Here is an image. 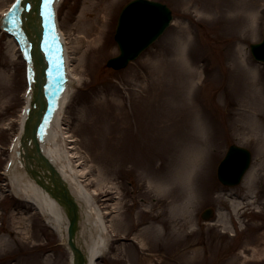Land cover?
I'll return each instance as SVG.
<instances>
[{"label":"rangeland","instance_id":"374dc122","mask_svg":"<svg viewBox=\"0 0 264 264\" xmlns=\"http://www.w3.org/2000/svg\"><path fill=\"white\" fill-rule=\"evenodd\" d=\"M8 1L0 0V9ZM75 1L63 0L59 7L61 27L71 46L75 45ZM102 1H92L96 9L87 13L90 22L101 14ZM128 1L108 0L109 19L85 70L72 64L79 83L63 117L64 124H71L69 129L75 131L78 157L86 165L77 181L94 195L106 214L109 249L97 264H264V212L262 217L249 214L239 219L242 230L234 240L221 233L234 232L233 211L228 203L252 201L251 207L258 210L264 202V119H258L259 128L251 130L248 115L243 112L246 103L258 106L259 102L250 97L256 90L264 97V66L252 59L248 46L262 38L264 0H158L172 9V26L126 69L113 71L106 68L105 62L118 54L113 31ZM80 2V6L82 2L86 6L88 0ZM225 21L237 26L239 35L248 36L243 45L249 58L247 70L237 67L232 57L227 59L228 50L232 53L235 45L231 47L232 42L221 30ZM13 46L11 39L0 32L2 145L17 130L15 118L24 88L23 64ZM70 51L74 62L77 51ZM194 108L204 112L219 131L215 143L205 147L211 165L218 164L227 147L236 143L251 150L255 178L249 186L244 182L235 187L232 197L218 192L216 199L199 198L195 207L189 208L185 188H179L177 182L161 183L175 178L186 167L184 161L196 143L191 117V111L196 114ZM78 112L84 120L72 125L71 115L80 116ZM6 123L10 124L7 129ZM154 132H158V140H152ZM3 163L0 153V166ZM201 169L200 173H205ZM199 177V184L197 178L193 181L196 189L201 188ZM209 181H213V173ZM117 197L119 204L113 206ZM22 205L14 198L1 203L0 238L9 240L0 246V264H67V251L58 233L47 227L37 213L31 214V208L22 214ZM207 207L216 208L217 214L206 228H199L200 213ZM112 215L117 218L111 227ZM14 217L16 221L25 219L21 223L24 230L16 225ZM25 233L30 236L27 241ZM135 237L143 240L144 247L130 239Z\"/></svg>","mask_w":264,"mask_h":264},{"label":"bare ground","instance_id":"6f19581e","mask_svg":"<svg viewBox=\"0 0 264 264\" xmlns=\"http://www.w3.org/2000/svg\"><path fill=\"white\" fill-rule=\"evenodd\" d=\"M93 0H88V3L86 6H83L85 2H82L83 4L80 6L81 2L80 0H76L73 5L74 12L77 13V16H75V45L68 46V52L71 54L70 50L75 49L76 52V60L74 63L79 64L80 68L82 70H85L86 68V61H88V58L93 54L95 46L97 42H99L104 34L105 27L107 25V21L109 19V3L108 0H103L104 6L102 7L101 14L95 18L92 22H90L86 16L88 15L91 10H95V2H92ZM222 1L218 2V5H220ZM215 3L211 2V6H214ZM217 5V6H218ZM220 10H222V7L219 6ZM4 9H0V14L3 12ZM255 16L250 19L249 27L253 28L251 24H254ZM225 25V26H224ZM224 27L222 26L221 30H223L224 35L227 36V39H231L230 42H236L237 48L234 50L235 55H232V59H235L237 67L248 69L249 65V58L247 57V54L245 52V49L242 45H244L245 40H247V37H241L237 36L238 34V28L234 24H231V22L228 23V21H225ZM246 35V34H245ZM230 47V46H228ZM237 51V54H236ZM73 63V64H74ZM248 64V65H247ZM241 70V69H238ZM245 70V71H246ZM77 73H73L74 80L72 84V90L75 87V84L79 83V76L76 75ZM237 76V75H236ZM252 76H255L253 74ZM230 77H235L233 74H231ZM254 78V77H253ZM253 80V79H252ZM231 81V80H230ZM251 83L255 86L254 80L251 81ZM238 87L239 85L235 83ZM262 92L264 93V89H262ZM250 97H253L254 101H258V106L254 105L253 103H249V106L247 103L245 104V110L243 112H246L249 118V124L248 128L251 130H255V128H259L258 119H264V97L261 96V94L256 92L254 95H251ZM26 106L29 104V100H26ZM260 105V106H259ZM65 110V109H64ZM196 111V114H194L191 111V117L194 116L193 122H194V132H195V142L194 148L189 152L188 156L185 159V168L182 171V176L179 173L175 176V178H169L165 181H163L161 184L165 185L164 182L173 184V183H179V188L184 189L186 191V194L188 196L187 202L188 206L192 207L193 204H195V201L198 198V194L195 192L196 187L194 184V178H196L198 171L200 167H205L207 159L205 157V150L207 143H215V141L219 137V132L216 129L217 125L215 123H212L209 121V119L206 117L204 112H201L193 109ZM80 116H77L75 114L71 115L72 119V125L76 122H82L84 120L83 114H80ZM61 119V123L58 126L59 130L53 132V135L50 137L51 140H54L53 143V154L55 155L54 159L58 163L59 167L62 171L67 172L70 182L77 181L76 179L78 177L81 178L82 175H84V169L86 166L84 162L80 161L79 156V150L78 145L79 142L76 139V135L74 134V129L71 128V124H63V116ZM209 121V122H208ZM25 125V117H22L19 122V134H21L22 128ZM167 130V127H165ZM172 130V129H170ZM156 137L152 140H158V132H154ZM201 145L198 147V145ZM15 147V145H14ZM198 147V148H197ZM16 149L12 151V155L15 152ZM72 160H74V163H72ZM205 165V166H204ZM14 168V164L11 166V169H9V173L7 174L9 177V181L11 182V191L12 193L19 198L25 200L27 203H31L34 206L33 210L38 211L42 217L44 218L45 222L48 223L49 226L52 227L53 230L57 231L60 237V240L67 244V219L65 216V212L63 209H60V207L55 204L54 202H49L47 199H45L42 194H38V190L36 186L33 183H30L27 180H24L22 176H12L11 172ZM64 174V173H63ZM195 174V175H194ZM65 176V174H64ZM255 178V173L251 171L246 178L245 185L249 186V184L252 183V181ZM156 179H154L155 181ZM79 181V179H78ZM77 181V182H78ZM157 182H151L150 185ZM79 184V182H78ZM157 183V187L161 185ZM75 186V185H74ZM78 191V194L76 192L77 202L80 205V209L83 212V227L81 232V240L83 241L82 248L87 253V258L89 264H97V260L100 256H104L106 254L108 248H109V228L105 221V213L102 212V208L97 204L94 195L89 193L84 187H82L81 184L78 185V188H76ZM40 193V192H39ZM162 201V200H161ZM155 203V204H159ZM119 204V198L113 203V206H116ZM236 206L233 205V208L235 209ZM115 212V211H112ZM113 216V215H112ZM116 216H113L110 220L111 227L113 226V222L116 219ZM85 219V221H84ZM16 221V219L14 218ZM25 219H19L16 221V225L24 224ZM113 221V222H112ZM188 221V219H186ZM85 223V224H84ZM18 227V226H17ZM21 229H25V226L21 225L19 226ZM171 233V232H169ZM28 235V233H26ZM26 237V235L24 236ZM7 240L9 238L1 237L0 238V246H3L6 244ZM140 246H144V242L141 238L137 239ZM69 258H71V255H69Z\"/></svg>","mask_w":264,"mask_h":264},{"label":"water","instance_id":"95a60500","mask_svg":"<svg viewBox=\"0 0 264 264\" xmlns=\"http://www.w3.org/2000/svg\"><path fill=\"white\" fill-rule=\"evenodd\" d=\"M166 7L158 3L148 2L145 0H134L129 3L119 18L118 27L115 35L116 42L121 50V55L118 58L112 59L108 62L109 66L120 68L124 66L130 59L136 57L145 47H147L154 39H156L168 25L169 12ZM34 11L37 12V6ZM38 21V17H36ZM36 36L39 35L38 29L35 27ZM38 37V36H37ZM257 52V57L264 60V41L260 45L253 47ZM39 66V76L42 77L44 66L41 59H36ZM42 81L38 78L36 87L35 100L39 105V112L41 113L45 107L44 101L41 99L40 85ZM34 136L35 129H32ZM244 151L235 147L230 148V151L224 159L219 169V176L223 180L233 179L241 175L243 168L246 166L247 156ZM72 203L69 204V207ZM69 213L70 228H69V245L75 254V264H84V256L73 243L75 234V221L77 220L76 209L73 208Z\"/></svg>","mask_w":264,"mask_h":264}]
</instances>
